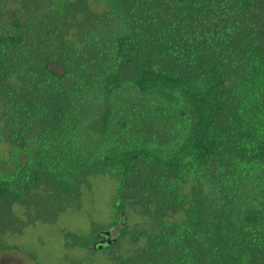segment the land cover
Segmentation results:
<instances>
[{
	"label": "trees",
	"instance_id": "obj_1",
	"mask_svg": "<svg viewBox=\"0 0 264 264\" xmlns=\"http://www.w3.org/2000/svg\"><path fill=\"white\" fill-rule=\"evenodd\" d=\"M105 181L66 264H264V0H0V253Z\"/></svg>",
	"mask_w": 264,
	"mask_h": 264
},
{
	"label": "rangeland",
	"instance_id": "obj_2",
	"mask_svg": "<svg viewBox=\"0 0 264 264\" xmlns=\"http://www.w3.org/2000/svg\"><path fill=\"white\" fill-rule=\"evenodd\" d=\"M111 190L112 186L107 181L97 183L92 193L86 192L85 208L81 214L65 215L52 227L38 222L31 223L23 232L9 235L7 241L16 249L0 253V264H66L63 260L66 251L63 248L62 233L86 232L88 228V220L84 216L86 212L90 214L91 220L106 222L108 218L106 203ZM114 236L111 233L104 240L110 241ZM23 251L33 254V261L23 255L21 253Z\"/></svg>",
	"mask_w": 264,
	"mask_h": 264
},
{
	"label": "water",
	"instance_id": "obj_3",
	"mask_svg": "<svg viewBox=\"0 0 264 264\" xmlns=\"http://www.w3.org/2000/svg\"><path fill=\"white\" fill-rule=\"evenodd\" d=\"M105 235H106V236L110 235V232H105ZM106 242H107L108 244L110 243V241H108V240H107ZM102 243H103V241H102ZM99 247H101V246H99Z\"/></svg>",
	"mask_w": 264,
	"mask_h": 264
}]
</instances>
